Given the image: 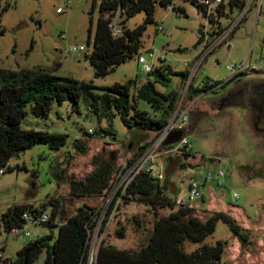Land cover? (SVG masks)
I'll return each instance as SVG.
<instances>
[{"label":"rangeland","instance_id":"obj_1","mask_svg":"<svg viewBox=\"0 0 264 264\" xmlns=\"http://www.w3.org/2000/svg\"><path fill=\"white\" fill-rule=\"evenodd\" d=\"M99 1L96 0L93 7V0H74L66 9L64 0H0L1 7H7L0 15V68L40 69L79 83L92 82L96 88L124 84L129 80L144 83L147 75L135 55L106 76L94 77V69L85 56L92 50L91 41L87 42L89 17L91 15L95 26ZM173 4L184 12L155 4L153 23L146 25L141 37L140 53L148 64L157 65L158 56L164 55V64L172 70L191 72L200 49L196 44L198 30L209 31V23L189 1L175 0ZM58 8L65 12L57 13ZM237 15L232 12L229 18L235 21ZM143 19L144 14L138 13L128 18L125 25L133 29L142 24ZM113 22L117 25L119 19ZM222 24L227 25L225 21ZM159 26L161 31L157 30ZM226 42L207 55L193 76V86L210 80L214 87L191 103V121L198 120V124L187 131L186 151L190 155L172 174L171 182L175 184L177 198L186 197L191 180L200 185L202 199L192 205L193 215L201 220L213 212H224L242 227L249 228L253 224L249 234L252 242L242 246L226 224L217 222L214 232L204 242L209 245L216 241L227 243L222 264H264V121L255 123L245 106L250 98L256 102L264 98V0L259 15L256 17L255 11L251 10ZM81 45L85 47L84 51L65 56L67 47ZM149 52H153L154 57H150ZM246 62L256 69L248 68L238 82L227 83L226 67ZM179 82V77L172 76L168 87L156 85V88L163 93L177 90L180 96L184 86ZM241 82L250 84L230 98L231 105L226 106L221 102L222 97L236 92ZM93 92L100 93L98 90ZM137 106L150 116L154 115L146 103L138 101ZM22 128L66 134V144L59 151H52L46 145H35L9 160L8 166L14 170L0 167L4 171L0 174V215L9 207L39 206L51 198L59 200L65 217L73 215L84 204L98 209L101 212L100 227L104 219L107 222L101 234L96 230L92 236L88 251L91 261L102 240L117 249L137 251L146 243L154 221L170 213L169 209L154 212L145 205L129 203L110 210L106 218L109 208L106 191L95 198H76L70 194V181L83 180L95 169L96 161L111 159L115 170L137 152L140 141L143 144L153 141L155 133L129 129L116 116L111 123L113 138H110L101 132L108 129L106 120L89 112L82 100L75 110L69 101L52 105L47 117L26 118ZM89 133L91 137L87 135ZM76 139L84 144L85 152L74 151ZM169 146L165 144L158 150L159 167L163 168L171 158L164 154ZM240 167L248 169L242 172ZM207 175L213 180L204 183ZM217 178L222 185H218ZM233 194L238 198L234 199ZM45 211L50 212V207ZM26 229L31 238H14L0 227V242L6 243L4 257L14 260L26 243L48 233L45 226L27 225ZM52 231L57 234L56 228ZM118 232H122V238ZM195 248V244H184L187 252ZM44 256L42 251L33 264H42Z\"/></svg>","mask_w":264,"mask_h":264},{"label":"trees","instance_id":"obj_2","mask_svg":"<svg viewBox=\"0 0 264 264\" xmlns=\"http://www.w3.org/2000/svg\"><path fill=\"white\" fill-rule=\"evenodd\" d=\"M174 1L100 0L99 15L95 26H93L90 15L87 29V42L91 41L92 50L85 56V59L93 67L94 77L102 78L134 55L140 56L141 37L146 25L153 23L155 4L163 8L172 5V10L183 13L184 10L175 6ZM187 1L195 5L202 13L197 0ZM95 3L96 0H93V7ZM242 6L243 3L239 0L229 2L227 4L228 13H237ZM6 8V6L1 7L0 4V15ZM138 13L144 14L143 23L133 29L127 28L125 25L127 19ZM116 18L119 19L117 24L119 34L113 36L108 24ZM201 40L202 31L198 30L196 44L199 45ZM243 74L232 77L227 80V83L238 82V78ZM146 75L147 79L144 83L129 80L124 84L96 88L92 82L79 83L71 78L56 77L52 73L40 69L7 70L0 68V167H6L9 171L14 170L15 168L8 166L9 160L35 145H46L52 151H59L65 146L66 134L22 128V123L26 118H45L52 105H61L65 101H69L75 110L79 101L82 100L84 107L89 112L104 118L108 129L101 132L110 138H113L110 130L111 123L116 116L129 129L140 133L150 131L156 134L167 124L179 98L177 90L163 93L156 88V85L168 87L172 76L179 77V83L183 85L187 79L188 71L176 72L169 65L158 61V64L154 65ZM249 84V82H241L240 90H246ZM213 87L214 84H205L203 87L190 84L187 99L193 100L203 96L209 93ZM94 90H98L100 93H94ZM138 101L146 103L154 115L150 116L148 112L140 110L137 106ZM225 105L231 104L226 102ZM245 106L255 123H260L259 119L264 121V98L261 102L250 98ZM191 120L189 115L185 128L177 131L181 132L180 138L170 140L169 137L177 133L174 132L162 146L177 144L180 139L186 137L187 131L194 129L198 124V120L193 122ZM87 135L92 136L90 133ZM148 144H143L140 141L137 152L131 156L129 161H133L141 154ZM74 151L83 153L86 151V147L76 139ZM184 153L186 156L190 155L186 150ZM246 169L248 167H240L242 172ZM113 171L114 164L111 159L96 161L95 169L83 180L70 181L71 196L76 198L102 196L108 189ZM163 182L157 183L146 174H139L120 197L121 205L142 204L154 212L158 209L171 210L168 215L159 216L154 221L146 243L137 251L117 249L102 240L90 261L89 245L101 212L84 204L78 207L73 215L65 217L59 200L51 198L39 206L15 205L0 215V227L5 233H8L12 228L20 227L23 224L22 214L24 212L37 213L50 207V219L44 225L48 229V233L26 243L16 253L14 260L5 258L3 264H33L42 251L45 254L42 264H222L227 243L216 241L215 244L209 245L204 242L206 237L214 232L219 221L228 226L231 234L242 246L251 243L246 230L241 228L235 219L227 213L213 212L205 220H201L193 215L192 208H177L175 204L176 188L173 194V190L164 186ZM114 203L115 199L109 206L106 218H108ZM106 222L107 220L104 219L98 230L99 234L103 232ZM54 228L57 229L56 235L52 231ZM118 236L122 238V232H118ZM185 243L195 244L196 248L187 252L184 250ZM33 246L35 247L30 250Z\"/></svg>","mask_w":264,"mask_h":264},{"label":"built area","instance_id":"obj_3","mask_svg":"<svg viewBox=\"0 0 264 264\" xmlns=\"http://www.w3.org/2000/svg\"><path fill=\"white\" fill-rule=\"evenodd\" d=\"M74 0H64V5L66 9H69ZM235 0H197V4L202 9V14L209 23V31L206 29L202 30V40L199 44L200 49L198 54L195 56L194 65L191 72H188L187 79L184 82V90L182 94L179 96L176 108L169 118L167 124L160 129L156 133V137L153 141L149 142L147 147L139 154L133 161H129L126 159L121 165H119L112 174L111 180L109 182L107 192V198L109 202V206L111 202L115 199V203L113 204L112 211L118 208L120 204V197L125 193L128 186L132 183V181L139 174H146L151 179H153L157 183H162L165 179L164 167H159L156 161L158 156V150L162 147L164 141L174 132L180 131L188 123L189 115H190V106L193 100H188L187 95L189 91V86L192 84L193 76L195 75L197 69L200 67L201 63L204 59L209 55L217 46L222 44H226V40L228 36L235 30V28L239 25V23L245 18L248 17L249 12L251 10L255 11L256 17L259 15V11L261 9V3L263 0H239L243 3V6L240 11L237 12V19L233 21L229 18L228 7L227 4ZM223 5V8L221 6ZM169 9H172L173 6L169 5ZM57 13L65 12L63 8H58L56 10ZM236 13V12H235ZM222 21H225L227 25H223ZM109 29L112 31V35L116 36L119 34L118 26L111 22L108 24ZM157 30H162L159 26ZM64 38V35L61 36ZM229 47V46H228ZM84 46H69L64 50L65 56H71L72 54L79 53L84 51ZM150 57H154L153 52H149ZM157 61L165 62L166 59L164 55H160L157 58ZM137 63L142 66V69L145 73L149 72L154 65L148 64L146 59L140 55L137 58ZM248 68L256 69L255 67H249L248 63L239 64L238 66L229 65L226 67L227 72L229 73V79L232 77L245 73ZM213 85V82L210 80H205L201 82L199 87H203L204 85ZM196 99V98H195ZM188 146V141L186 137L180 139L177 144H170L164 151V154L168 156H176L180 153L184 152ZM3 170L0 169V174H3ZM222 176V173L220 174ZM213 180L211 175H207L204 178V183ZM218 185H222V181L220 178H217ZM233 198L237 199L238 195L233 194ZM202 199V193L200 192V185L191 180L188 184L187 195L185 198H177L175 199V204L177 208H194L192 203ZM109 209V208H108ZM109 216V215H108ZM50 212L40 211L37 213L24 212L22 214L23 224L20 227L12 228L8 234L12 235L14 238L23 237V238H31L29 231L26 229L27 225L32 226H44L49 222ZM100 218L97 223V227L95 229L99 230ZM94 232V233H95ZM98 232V231H97ZM36 239V238H35ZM32 239L30 241H33ZM5 242H0V264H3V261L6 257L3 255ZM94 257V256H93ZM91 257V260L93 259ZM13 264V263H10Z\"/></svg>","mask_w":264,"mask_h":264},{"label":"water","instance_id":"obj_4","mask_svg":"<svg viewBox=\"0 0 264 264\" xmlns=\"http://www.w3.org/2000/svg\"><path fill=\"white\" fill-rule=\"evenodd\" d=\"M181 137V132H177L173 134L172 136L169 137V139H178ZM130 147V146H129ZM180 163V159L178 157L171 159L170 161L167 162V165L165 166L164 174H165V179L163 182L164 186H168L171 188L173 191L172 193H175V184L169 181V177L172 176V174L176 171L178 165ZM35 246L31 247L30 250H32ZM29 250V251H30Z\"/></svg>","mask_w":264,"mask_h":264},{"label":"flooded vegetation","instance_id":"obj_5","mask_svg":"<svg viewBox=\"0 0 264 264\" xmlns=\"http://www.w3.org/2000/svg\"><path fill=\"white\" fill-rule=\"evenodd\" d=\"M237 91H238V93H237ZM237 91H236V92H235V91H232L231 93H227V94H225V95L222 97L221 102H223V103L229 102V101H230V98H232L234 95H237V94H239V93L242 92V91L240 90V88H237ZM259 121H260V123H261L263 120L259 119ZM256 128H258V127H256ZM184 154H185V153L182 152V153H180L179 155H176V156H173V157H171V158H168V161H170V160L173 159V158L178 157V158L180 159V163H179L177 169H179V168H181V167L184 165V162H185L186 158L188 157V156H186V155H184ZM177 169H176V170H177ZM169 181L171 182V176L169 177Z\"/></svg>","mask_w":264,"mask_h":264},{"label":"crops","instance_id":"obj_6","mask_svg":"<svg viewBox=\"0 0 264 264\" xmlns=\"http://www.w3.org/2000/svg\"><path fill=\"white\" fill-rule=\"evenodd\" d=\"M264 219V218H263ZM237 222V221H236ZM238 223V222H237ZM241 228H243L244 230H246V232L248 233V235L251 233V229H252V227H254L253 226V224L252 225H249V228H247V227H242L240 224H238ZM253 235V234H252ZM251 236V235H250ZM251 237H253V236H251ZM236 239V238H235ZM249 240H250V242H252V240H251V238H249ZM236 241H238L237 239H236Z\"/></svg>","mask_w":264,"mask_h":264}]
</instances>
